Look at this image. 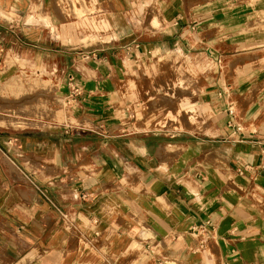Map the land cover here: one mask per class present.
I'll list each match as a JSON object with an SVG mask.
<instances>
[{"label":"crops","instance_id":"crops-1","mask_svg":"<svg viewBox=\"0 0 264 264\" xmlns=\"http://www.w3.org/2000/svg\"><path fill=\"white\" fill-rule=\"evenodd\" d=\"M164 59L212 133L130 127L122 81ZM20 66L83 123L0 126V264H264V0H0V80Z\"/></svg>","mask_w":264,"mask_h":264},{"label":"rangeland","instance_id":"rangeland-1","mask_svg":"<svg viewBox=\"0 0 264 264\" xmlns=\"http://www.w3.org/2000/svg\"><path fill=\"white\" fill-rule=\"evenodd\" d=\"M172 62L173 59H164L147 67L139 65L130 71L127 81H122V86H128L123 93L130 91L132 96L127 114L132 121L126 120L139 132L212 133L211 123L220 122V118L203 101L202 74L188 64H167ZM77 101L63 97L57 82L41 80L35 71L20 66L14 76L1 77L0 118L6 119V123L0 121V126L61 127L71 123L81 126L83 122L73 119ZM188 107L192 108L186 110Z\"/></svg>","mask_w":264,"mask_h":264},{"label":"built area","instance_id":"built-area-1","mask_svg":"<svg viewBox=\"0 0 264 264\" xmlns=\"http://www.w3.org/2000/svg\"><path fill=\"white\" fill-rule=\"evenodd\" d=\"M227 113L229 115L228 126L235 128L236 131L240 130L241 128H239L238 124L235 121V114L232 106H229L227 108Z\"/></svg>","mask_w":264,"mask_h":264},{"label":"bare ground","instance_id":"bare-ground-1","mask_svg":"<svg viewBox=\"0 0 264 264\" xmlns=\"http://www.w3.org/2000/svg\"><path fill=\"white\" fill-rule=\"evenodd\" d=\"M182 105H185V103H182ZM180 108L183 109L184 107H180ZM190 108H192V107H188L186 110H189ZM0 121H1L2 123H6V119H1V118H0ZM7 122H9V121L7 120ZM9 123H12L13 125L18 124L17 121H10ZM20 123H23V121H20Z\"/></svg>","mask_w":264,"mask_h":264}]
</instances>
